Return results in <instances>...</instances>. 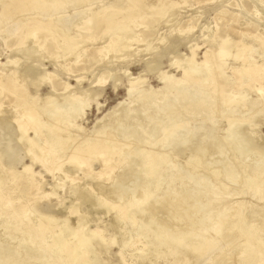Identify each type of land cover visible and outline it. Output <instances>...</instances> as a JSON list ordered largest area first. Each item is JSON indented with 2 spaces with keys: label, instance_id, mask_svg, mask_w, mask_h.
Instances as JSON below:
<instances>
[{
  "label": "rangeland",
  "instance_id": "1",
  "mask_svg": "<svg viewBox=\"0 0 264 264\" xmlns=\"http://www.w3.org/2000/svg\"><path fill=\"white\" fill-rule=\"evenodd\" d=\"M76 3L65 12L66 27L68 26L64 31L65 35L71 32L72 34L74 33L73 22L77 23L81 19L89 17L91 12H88L89 10L86 8L90 9V7L94 6L93 8L98 11L102 9L103 5L114 7V5L124 4L125 0H97L96 2H91L92 4L88 2L82 6L80 5V7ZM162 3L172 7L158 24L150 27L151 37L147 41L140 42L143 39L145 31L144 21H140L134 29L136 36L139 37V41L133 42L128 48L115 47L102 62L97 64H93V62L89 63L92 58H94L93 60H99L102 51L112 38L111 32L113 31V34H116L117 37L121 36L125 30V24L133 23L132 17L127 21L119 23L115 27L116 29L114 27L112 30L110 29L106 35H102L100 27L93 30L91 33L92 39L80 47V55H82L80 60L83 61L78 65V70L71 69L72 72L67 73L63 69V66L68 67L72 65L73 59L70 55L64 59H55L61 50L47 55L41 70L45 69L48 73H53L57 78L59 88L56 93L65 97L74 96L79 102H83L84 100V102L87 101L90 104V107L85 110L82 118L74 122L75 128L68 129L67 124L65 125L64 123L58 126L61 130L66 128L65 132H67L62 148L58 153L59 155L55 157V160L52 159L50 163H45L42 160H36L34 163H31L30 155L32 156V154L28 152L27 144L18 140L15 133V125L10 124L14 128L0 125V185L3 189H6L2 194V201L0 202V245L7 244L11 252L14 253L13 256H28V254L24 253V246L27 245L23 241L25 237H22L21 232H17L16 234L11 233L8 222L5 220V216L13 209H21L23 212H28V223L39 221L40 215L44 219L46 217L50 219L46 218L48 221L45 219V225L48 228V230H45V237L48 242H51L54 236H57L55 244L58 245L60 240L64 243H73V241L76 242L81 238L89 239V236L96 235L102 241V248L94 245L92 248L86 247L83 250H78L80 255L83 252L88 254L91 264H214L215 262V264L218 262H220L218 264H250L249 262H252V252L249 250H245L244 252V237L243 235H238L237 237L236 227L237 222L238 224L242 222V224L250 226L264 241V166H261L258 159L260 155L255 154L257 152L244 149L241 146L236 147L231 143V129L228 131L227 127L229 122L241 117L243 118V125L249 126L251 123L254 125L247 127L249 136L264 138V0H160L158 2L157 0H146L147 5L145 6L161 7ZM27 18L28 14L24 16L23 20ZM54 18L56 17H52V19ZM10 34V28L6 29L2 34L5 41L8 42L10 40ZM79 35L85 36L86 34ZM224 36L230 39L231 48L233 47L235 51H240L241 58L236 61L229 59L226 64L220 63L221 66L213 65V69L216 67L219 71L213 79L209 71L203 76L204 79L202 77L198 79L200 88L204 92H212L211 97L216 98L214 101L216 105L215 117L217 115L214 119L216 123L207 124V110L195 113L192 110H188L190 107L187 104L183 106L184 102H182V107L180 106L178 110L179 113H182H178L174 117L175 120L173 119L174 122L172 121V124L181 125L187 122L188 125L190 124V126L196 129L186 136V141L188 142L178 145V148L177 146L173 149L171 147L161 148L163 151L161 150L160 152L163 155L170 156L169 160L172 158L170 161L171 167L168 165V168L170 167V174L163 177V181L160 184L161 187L159 186L156 194L151 195L153 199L145 203L147 205H142L144 206L141 208L142 211L137 210L132 214L130 213V209H127L125 210V216L127 217H119L117 207L123 208L131 199L140 201L141 198L143 199L147 195L144 190L145 187L141 186V184L139 185L137 180L141 179L143 184V180L145 179L144 173L148 168L145 165H141L140 157L137 156L140 154L135 152L133 148H138V150L145 149V151H141L143 153L147 151L150 153L154 152L156 150L154 148L156 147L151 142L159 140L161 136L160 134H156L154 137L149 138L150 143L147 140L144 142L145 144H140L138 140H135L136 144L133 140L134 138L132 136L130 138V133L133 134L136 131L140 136L147 130L151 131L155 129L154 125L167 122L165 113H162L164 116L162 114L159 115V120L151 117L155 114L156 106H161L164 100L159 97L156 98V102H153L154 108L147 112L148 115L140 109L141 100L130 104L129 115L137 112L139 116L136 120L129 118L120 123L128 127L122 130V132L120 130H113L112 127L118 123V120H116L118 114L110 117L109 120L107 119L104 124H101L102 126H98L96 123L102 119L110 107L126 99L128 80L133 78L139 80L134 84V88L136 91L142 92V95L143 91H159L163 88V83L159 80L162 73L176 78L181 77L182 73L177 70L175 63L184 62L186 59L191 58L193 53L195 63L204 61V53L206 51H208L207 54L214 57L217 47L210 46L207 40H211L212 38L221 39ZM1 38L0 70L7 62L8 57L16 58L19 70L24 65H36L41 62L35 57L37 55L34 51L32 53H28L27 51L20 52V54L12 53L5 46ZM76 40L78 38L74 37V42ZM58 42L61 45L60 38H58ZM144 43L149 45L147 50ZM130 53L133 56L129 60H125V57ZM29 54L32 55L30 56ZM21 55H26L28 57L26 58L27 60H24L26 56L22 57ZM243 57L246 59L244 60ZM11 72L7 69L4 71L7 74ZM103 73H106L108 78L104 84L99 86L95 81ZM28 81L31 83L29 79ZM78 81L81 83L79 82V84ZM3 82L5 83V80ZM92 82L93 85L90 84ZM65 85L68 86L66 90ZM4 87L5 85L2 84L0 91ZM220 87L225 88L227 94L235 97L240 98L246 95L249 99L248 103H253V107L247 106L248 104L239 103L240 106L239 104H235L232 109L231 107L227 108L228 110L226 109L230 114L226 113V110L221 113ZM50 92V86L45 84L41 85L38 92L30 88L29 97L28 95L26 96L29 99L25 98V101H29V105L32 103V107L37 110L38 118L50 126L48 127L50 130H53L51 126L52 121L57 122L58 116L55 115L49 119L43 111V107L49 101L47 97ZM168 96L169 98L173 97V92L170 91ZM0 100L2 102L0 111L1 108L4 112L13 110V106L17 103V111L23 112L24 101L12 99L11 95L7 92L5 95H1ZM17 111L13 115L19 116V112ZM40 112L43 113L41 114ZM149 115L152 118L151 120L154 121L148 119ZM0 116H2L1 113ZM110 119L112 122H110ZM201 119L204 120L202 121ZM98 128L100 129L98 130ZM201 128L202 130L199 131L198 129ZM103 130L104 132H102ZM169 130L170 127L166 132ZM53 132L58 134L54 130ZM110 132L112 133L110 134ZM99 134H103L104 137ZM157 136L159 137L157 138ZM28 137H34V133L31 130L28 132ZM73 138H75L74 142L72 141ZM44 139V136L39 137L32 149L34 152H38L40 146L43 147ZM125 139L126 141L130 140V143L127 144ZM98 140L106 142L111 147L115 145L112 148V154L102 159L104 163L100 161L101 155L99 154V150H95V155L91 158L90 154L82 158V167L79 170L66 164L70 160L69 155L72 151L70 144L75 147V144L82 143L80 146L81 150L86 151L88 145L85 143H95L94 141ZM124 143L128 147L123 148ZM38 144L39 146H37ZM172 151L175 153L173 152V154ZM6 152H9L16 159L22 158V160L20 162L16 160L15 164L9 165L4 158V153ZM103 155L105 156L106 153ZM58 156L60 159L57 158ZM31 164H33L31 175H24V168L30 167ZM139 165L141 171L139 170ZM45 166H48L50 170L52 169V172H48ZM55 171L57 175L53 176ZM212 171L216 172L217 175L212 176ZM206 176L209 177L207 178ZM12 179H17L18 184L15 189L9 190L11 189ZM154 179H157L156 176ZM121 182L125 188L127 187V190L115 201L114 199H110L111 197L109 198V194H106V191H101L102 186L110 189L115 184L118 185ZM202 184H206L205 186L207 187L209 185L208 189L202 188V186L204 187ZM220 185L225 189L220 188ZM76 188L79 189L77 192ZM81 188L84 190L82 189V191ZM213 188H218V192ZM82 192L89 194V201L80 200ZM254 193L255 195H253ZM77 194L78 196H76ZM78 198L80 201H78ZM6 201H10V205L7 211H3L4 202ZM156 202L159 203L156 205L158 208H154ZM206 202L209 208L206 206ZM33 203L35 204L34 206ZM184 203L187 206L186 208L181 206ZM73 206L77 208V212L70 214L69 209ZM179 207L183 211L186 209L185 212L183 213ZM192 207L194 208L191 209ZM230 207H235V209L232 208L233 210L231 211ZM197 208L202 209L195 210ZM211 208H213L215 214L212 217L213 219L207 221L208 212H213ZM36 214H39V217ZM80 218L85 220L86 225L81 226L78 223V219ZM47 222L49 223L47 224ZM28 223H24L22 230H28ZM206 228L207 230H205ZM214 230H218L216 235L213 234ZM69 233L71 234L70 236ZM156 233L159 237H165L167 241L164 242V245L153 244L157 242ZM17 234L19 235L17 236ZM61 234L64 236V239ZM189 234L196 236L193 239L198 240L202 238V240L206 241L204 245L207 251L205 256L194 258L193 255H187L184 259V255L180 249L181 246L184 247V242H181V240ZM16 236L19 238L18 240H16ZM68 236L70 239H66ZM171 239H176L177 242L173 244L170 241ZM212 240L215 241L216 246L210 252L208 245L209 241ZM40 247L43 248L44 245L42 244ZM170 248L173 249L171 250ZM32 249L34 252L38 251L39 246L36 245ZM122 254L123 257L121 256ZM53 256L52 258L44 259V261H49L50 264H59L62 261L61 257H59L61 254H54ZM30 260V258H27L26 264L36 263L35 259Z\"/></svg>",
  "mask_w": 264,
  "mask_h": 264
},
{
  "label": "bare ground",
  "instance_id": "2",
  "mask_svg": "<svg viewBox=\"0 0 264 264\" xmlns=\"http://www.w3.org/2000/svg\"><path fill=\"white\" fill-rule=\"evenodd\" d=\"M96 1L97 0H0V33H1V37H2V38L1 37L0 38L4 42L5 46L7 48H9L10 51L14 54H17V53L20 54V52L23 53L24 51H27L28 53H32V51H34V53L37 55L35 57L38 59V61H41L39 64H36V65H24L22 67V69L19 70L16 58L8 57L7 62L2 66V68L0 70L1 71L0 86L2 84L5 85L3 90L0 91V97L2 94L5 95V93L7 92L8 94L11 95L12 99H15V100L18 99V100H21L22 102L24 101L23 102V112L17 111L18 110V106H16L17 103H15V105L12 108L14 111L9 110L7 112H4V110H2V108H1L0 113L2 114V116H0V125H2L4 127H10V128H14V126L11 127L12 125L10 126V124L15 125V133L17 134L18 140L20 142H25L27 144V147H28V152L32 154V156L30 155V157H31L30 160L32 161L31 163H34V161H36V160H38V161L42 160L45 163H50V161L52 159L55 160V157L57 155H59L58 153L60 152V150L62 148V144L64 143L63 140H64L66 132H67V131L65 132V130H67L66 128L64 130H61L58 128V126L62 125L64 123L65 125L67 124L66 126L68 127V129L69 128H75L74 122L77 119L82 118V116L85 113V110L90 107V104L87 101L84 102V100H83V102H81V101L79 102L76 98H74V96H66L65 97L64 95H59L56 93L58 88H59V85H58L59 83L57 81V78L54 76L53 73H48L45 69L41 70V67L43 68V64H44L43 62L47 58V55H51V53L54 51L57 52V51L61 50L60 54L57 57H55V59L56 58L64 59L69 55H70V57L72 56V59H73L72 65H69L68 67L63 66V69L67 73L72 72L71 69H77L78 65L83 61V60H80V57L82 56V55H80V47H82L85 43H87L89 40L92 39L91 33L93 30L100 27L102 29L101 30L102 35H106L110 29L112 30V28L113 27L115 28L119 23L127 21L129 18L132 17L133 23L128 24V25L125 24V26H124L125 30L121 36L117 37L116 34H113V31L111 32L112 38L109 41V43L105 46L104 50L102 51V54H101L99 60H93L94 58L90 59L89 63L93 62V64H97L99 62H102L104 60V58H106L114 50L115 47H126V48H128L131 46V44L133 42H138L139 37L136 36L134 29L138 26L140 21H144V25H145L144 26L145 31L143 33V39L140 42L147 41V39L149 37H151L150 27L152 25L158 24L163 19V17L167 15L169 9L172 7L170 5L167 6L165 3H162L161 7L145 6V5H147L146 0H125L124 4H120L117 6L114 5V7H109V6L103 5L102 9L101 10L99 9L98 11L93 8L94 6L92 8L89 6L90 9L86 8L89 10L88 12H91L89 17L88 18L86 17V19L83 18L77 23L73 22V28H74L73 32L74 33L72 34V32H71V33H68V35H65L64 31L68 27V26L66 27V20L64 17L66 10L68 8H71L73 5H75L74 3H76V2L79 4V7H80V5L82 6L88 2L91 3V2H96ZM158 1H160V0H157V2ZM257 1H260V0H257ZM99 6H101V5H99ZM27 14H28V18L26 20H23L24 16H26ZM143 14H144V16H143ZM52 17H56V18L52 19ZM74 21H76V20H74ZM9 28L11 29V34H10V40L7 42L4 40L2 34L5 32L6 29H9ZM115 29H114V31H115ZM81 32H83V33H81ZM79 34H86V35L81 36ZM74 37L78 38V40H76V42H74ZM58 38H60V40H61V45L58 42ZM208 40H207V42L209 43L210 46L217 47L214 57L207 54L208 51H206L204 53V61L201 63H195L194 62V60H193V58H194L193 54L194 53L192 54L191 58L186 59L184 62L175 63L177 70L181 71L182 76L179 78H176L174 76H167L168 74L166 75L165 73H162L159 77V80L163 83V88L159 91H156V92L152 91V90H148L146 92L143 91V95H142V92H138L134 88V84L139 80L134 79V78L128 80V85L126 86V99L123 101H119L115 105L110 107V109L105 113V115L102 117V119L98 120V122L96 123V125L100 126L101 124H104L107 119L109 120L110 117L118 114V117L116 119V120H118V123L112 127H113V130L114 129L117 131L120 130V132H122V130H124L128 127L123 126L120 123H123L124 120L129 119V118L136 120L139 116L138 113L134 112V111H133L134 112L133 115H129V112H130L129 105L130 104L136 103L139 100H141V103H140L141 108L140 109L144 113L147 114V112L150 109L154 108L153 102L154 103L156 102L155 101L156 98L159 97V98H162V100H164V102L161 106H156L155 114H154V116H151V117L158 119L160 114L165 113V117H167V122L165 121V123L162 122L163 124L154 125L155 129H153L151 131L147 130L143 133V135H140V136L138 135V132H136V131L133 133L134 135L130 133V138L132 136L134 138V139L133 138L132 139L134 141L138 140L140 144H145L144 143L145 141H147V140L149 141V138L154 137L156 134H160L161 136L160 137L157 136V138L159 137V140H155L154 142H151V144L153 146L155 145V147H156V148H154V149H156L154 152L150 153L147 151L146 153H143L141 151H145V149L144 150L143 149L138 150V148H133V150L135 152H138L140 154L137 156L140 157L139 160L141 162V165H145L148 168V170L144 173L145 179L143 180L144 181L143 184L141 182L142 181L141 179L137 180L139 182V185L141 184V186L145 187L144 190L147 193V195L144 196L143 199L141 198L140 201H134L131 199V201L127 205H124L123 208L117 207L119 210L118 211L119 217L125 216V210H127V209H130V213H132V214L135 213L137 210H141V208L144 207V206H142L143 204L148 203L150 201V199H153L151 195L154 193L156 194L160 184L163 181V177L165 175L167 176L168 174H170L169 173V170L171 167L170 161L172 160V158H171V160H169L170 156L168 157L166 155H163L160 152L162 150L161 148L165 149V148L171 147L173 149V148H176V146L178 148V145H182L185 142H188V141H186L187 140L186 136L191 134V132H193L194 129H196L193 126H190V124L188 125L187 122H184L181 125L172 124V121L174 122V120H175L174 117H176V115H178V113H179L178 110H179L182 102H184L183 103L184 105L182 104L183 106H185L187 104L190 107L188 110L189 111L192 110L195 113H200L202 111L207 110L208 111V118H206L207 124L213 123V122L216 123V121L214 120L217 117V115L215 117L216 113H214L215 107H216L214 101L216 98L211 97L212 92H210V91L204 92L200 88V86L198 84V79H200L201 77L203 78V76L206 75L207 71L211 72L210 76L213 79L216 76V74H218V72H219L216 69V67H214L215 69H213V65L217 66V65H220V63L226 64V62L229 59L236 61L239 58H241V56H240L241 53L238 50L235 51L233 49V47L232 48L230 47L231 41L227 36H224L221 39L220 38L219 39L212 38L211 40H209V41ZM23 46H24L25 50H24ZM148 46L149 45H147V43H146L145 44L146 50H147ZM86 52H87V50H86ZM25 54H27V53H25ZM29 55L31 56L32 54H29ZM25 56H22V57H25ZM132 56H133L132 53H130L129 55H127L125 57V60H129V58H131ZM26 58H28V57L26 56L25 59L24 58L23 59L27 60ZM243 59L245 60L246 58L243 57ZM6 69L10 70V72L11 71L12 72L10 74L4 73V71H6ZM107 78L108 77H107L106 73H103L99 77V79H97L95 82L97 85L100 86L107 81ZM28 79L31 81V83H29ZM4 80H5V83L3 82ZM79 82L80 81H78V83ZM42 84L49 85L50 89H51V92L48 94V97H47L49 101L47 102V105H45L43 107V109H44L43 111L45 112V114L47 115V117L49 119L53 118V116H55V115L58 116L57 119L54 118V119H56L57 122L52 121V124H51V126L53 127V130L55 132H57L58 134H55L53 132V130H50V128H48L50 126H48L46 123H43V121H41L38 118L37 110H36V108L32 107V103L30 102L31 104L29 105V103H28L29 101H27V100L25 101V98H27L26 96L28 95V97H29V89L33 88V89H35V92H38V90L40 89ZM90 84L93 85V82ZM64 87H65V90L68 89L67 85H65ZM170 91L173 92V97H171V98H169V96H168ZM213 93H214V91H213ZM220 95H221V97H220L221 98V106H220L221 113L229 107H231V109H232V107L235 104H239V103L245 104V105L248 104L247 106L253 107L252 106L253 103L252 104L248 103L249 99L247 98L246 95H243L240 98L235 97L233 95H229V94H227V90L223 87H220ZM31 97H32V95H31ZM33 98H35V97H33ZM220 98H219V100H220ZM27 99H29V98H27ZM254 101L256 102V100H254ZM1 104H2V102L0 100V107H1ZM157 104H159V103H157ZM239 106H240V104H239ZM98 109H99V107H98ZM227 110H226V113L230 114V112H228ZM234 110H232V111H234ZM15 111L19 112V116L13 115ZM180 113H182V112H180ZM263 114H264V112H263ZM46 115H45V117H46ZM232 115H233V113H232ZM162 116H164V115L162 114ZM256 116H254V117L256 118ZM151 117L149 115L148 119L150 121H154V120H151L152 119ZM229 117H230V115H229ZM142 118H143V116H142ZM161 120H160V122H161ZM242 120H243V118L239 117V118H236L234 121L229 122V124H228L227 130L230 131L229 129H231V131H230L231 132V143L234 144L236 147L241 146L244 149L257 152L255 154L260 155L258 157V159L260 160L261 166L262 165L264 166V138L259 137V136H257V138L249 136L248 135L249 131L247 132V127L254 126V125L251 123V124H249V126H245V125H243ZM142 121H144V120H142ZM110 122H112L111 119H110ZM198 122H199V120H198ZM169 127H170V130L168 132H166V130ZM99 129L100 128H98V130ZM29 130H31L34 133V137H32V138L28 137ZM105 130H106V128H105ZM198 130L200 131V130H202V128L198 129ZM102 132H104V130ZM111 133L112 132H110V134ZM135 133H137V134H135ZM227 134H228V132H227ZM99 135L102 136L103 134H99ZM40 136H44V138H45L43 141V147L40 146L38 148L39 151L34 152L32 149L36 145L37 140L39 139ZM75 137L78 139L77 136H75ZM103 137H104V135H103ZM112 138H113V136H112ZM74 139L75 138L72 139L73 142H74ZM93 139H94V137H93ZM99 139H101V137H99ZM132 139H131V141H132ZM188 139H189V136H188ZM206 140H208V139H206ZM125 141H126V139H125ZM136 141H135V143H136ZM94 142L95 143H93V142L85 143L88 145V148L86 151L81 150L80 146L82 145V143H77V145L75 144V147L70 144V146H71L70 148L72 149V151H71V154L69 155L70 160L66 164H68L69 167L72 166L73 168L79 170L82 167V164H81L82 158L88 156V154H90V158H91L92 156L95 155L94 154L95 150H99V154L101 155L100 161H101V163H104L102 161V159L112 154V152H113L112 148L115 145H113L111 147V145L109 146L106 142H103V141L101 142L99 140L94 141ZM126 142L128 144V143H130V140L126 141ZM149 143H150V141H149ZM231 143L228 142V144H230V145H231ZM115 144H117V143H115ZM126 145L124 143L123 148L128 147ZM146 145H148V144H146ZM37 146H39V144ZM203 146H205V145H203ZM148 147H149V145H148ZM157 147L160 149H158ZM149 150H151V149H149ZM202 150H204V149H202ZM131 152H133V151H131ZM173 152L174 151H172V153ZM104 153H106L105 156L103 155ZM24 157L26 158V156H24ZM193 157H195V156H193ZM4 158L9 165L15 164L14 162L16 160L18 162H20L22 160V158L16 159L9 152L4 153ZM57 158H59V156ZM188 163H189V161H188ZM226 163H228V162H226ZM32 165L33 164H31L30 167L24 168V172H23L24 175H31L30 173L32 172V169H31ZM136 165L138 166L137 163H136ZM168 165H170L169 168H168ZM247 167H248V165H247ZM139 168H140V165H139ZM46 169L48 172H52V169L50 170L48 166L46 167ZM139 170L141 171V168ZM250 171H252V170H250ZM250 171H249V173H250ZM166 172H168V173H166ZM65 173H66V171H65ZM172 173H173V171H172ZM62 174H63V172H62ZM123 174H125V173H123ZM55 175H57L56 171L53 173V176H55ZM211 175L216 176L217 173L212 171ZM137 176L139 177V175H137ZM155 176L157 179H154ZM203 177L205 178V176H203ZM206 177L208 178L209 176H206ZM199 178H201V177H199ZM17 182H18L17 179L16 180L12 179L11 189H9V190L15 189L16 185L18 184ZM206 184H202V185H204V187L202 186V188L208 189L209 185L207 187V186H205ZM77 188L75 189L76 192H77V190H79ZM149 188H150V190H149ZM220 188H224V187H221V185H220ZM82 189L83 188H81V190ZM141 189H142V187H141ZM213 189L218 192V188L217 189L213 188ZM4 190H6V189H3V187L0 185V202L2 201V194H3ZM75 190H73V191L75 192ZM126 190H127V187L125 188L122 182L118 185L115 184V186L110 188V189L109 188L106 189L104 186L101 187V191H106V194H109V198L111 197L110 199H114V201L116 199H119L121 197V195ZM71 193H73V192H71ZM51 194H49V195H51ZM73 194H75V193H73ZM216 194H215V196H216ZM49 195H48V197H49ZM80 195H81L80 200L85 201V202L90 200V196L86 192H82ZM133 195H135V194H133ZM253 195H255V193ZM76 196H78V194ZM125 197H127V196H125ZM203 199H204V197H203ZM80 200L78 198V201H80ZM187 200H189V199H187ZM158 204L159 203L156 202L154 204V208H158L156 206ZM4 205L5 206L3 208V211H7L9 208V205H10V201L4 202ZM34 205L35 204L33 203V206ZM145 205H147V204H145ZM148 206L150 207V205H148ZM172 206H174V205H172ZM181 206H183L185 208L187 207V206H185V203L183 205L181 204ZM206 206L208 207V203ZM189 207H191V205H189ZM205 207H203L204 210H206V208H207V207L206 208ZM193 208L194 207H192L191 209H193ZM232 208H231V211L233 209H235V207L233 209ZM76 209L77 208L75 206H73L72 208L69 209V213L75 214L77 212ZM199 209L200 208H197L195 210H199ZM211 209L213 210V208H211ZM185 210L183 211L181 209V211L183 213L185 212ZM187 210H188V208H187ZM207 210H209V209H207ZM194 211H193V213H194ZM228 211H230V210H228ZM208 213L209 214H208V218H207L208 220L207 221H210L211 219H213L212 217H214L215 212L213 210V212L209 211ZM225 213H227V212H225ZM255 213L257 214V212H255ZM36 215H38V217H39V214H36ZM221 216H222V214H221ZM5 217H6L5 220L8 222V227H9L11 233L16 234L17 232H19V233L21 232L22 237H25V239L23 241H25L27 243V245L24 246V253L26 255L28 254V256H24V257L13 256L14 253L11 252L10 247L4 243L5 245H0V264H23V263L26 264L27 258H30L31 259L30 261H32V259H35L36 263H34V264H50L49 261L48 262L44 261V259L52 258V257H54L53 256L54 254H59V255L61 254V256H59V257H61L62 261L59 262V264H91V261H90V258L88 257V254L83 252V254L80 255L78 250L79 249L83 250V248H86V247L92 248V246H94V245L102 248V241L96 235L89 236V239H87V238L82 239L81 238V239L77 240L76 242L73 241L74 244L69 243L67 241H66L67 243H64L62 240H60L61 242L59 241V244L57 245V244H55V240H56L57 236H54L52 238V241L48 242L46 237H45V230H48L47 226L45 225V223H46L45 221L49 218L46 217L47 219L45 218L46 219L45 220L41 215H40L39 221H37L35 223H34V221H33V223L32 222L28 223V220H29L28 219L29 218L28 212H26V211L23 212V210H21V209H13ZM125 217H127V216H125ZM24 223H28V225H29L28 230L27 229L25 231L22 230ZM48 223L49 222H47V224ZM78 223L81 226L86 225L85 220L81 219V218L78 219ZM212 223H213V220H212ZM249 224H250V222H249ZM124 228H125V226H124ZM143 229H145V228H143ZM205 230H207V228ZM236 230H237V237H238V235L239 236L243 235V237H244V243H245L244 248H243L244 252H245V250H249L252 252L253 260H252V262H249V263L250 264H264V241H263V238H261L260 235H257L256 232L253 231V229L250 226L244 225V224H242V222H239V224L237 222ZM71 231L73 232V230H71ZM146 233H148V232H146ZM217 233H218V230H214L213 234L216 235ZM18 235L19 234H17V236ZM70 235L71 234L69 233V236ZM73 235H75V234L73 233ZM17 236H16V238H17ZM62 236H61V238H62ZM69 236L67 238L66 237L65 238L70 239ZM155 236H157L156 237L157 242L156 243L152 242L154 245L158 244L159 246H161V245H164L165 241H167L164 236L159 237V235H157V233L155 234ZM193 238H196V236L194 234H189L186 238L181 240V242H184V247L181 245L180 246L182 248L180 246L179 247L181 249V252L184 255V259L187 255H193L194 258L206 255L207 251L204 248L206 241L202 240V238H200L198 240L193 239ZM18 239L19 238H17L16 240H18ZM63 239H64V236H63ZM153 240L155 241V239H153ZM145 241H147V240H145ZM170 241L173 242V244H174V242H177L176 239H171ZM42 244L44 245L43 248L40 247ZM36 245L39 246V250L34 252V250L32 248L36 247ZM208 246H209L208 250L210 252H212L216 246L215 241H213V240L209 241ZM174 252H176V251H174ZM168 253H170V252H168ZM121 256L123 257V254ZM35 260H33V261H35ZM218 263H220V262H218Z\"/></svg>",
  "mask_w": 264,
  "mask_h": 264
}]
</instances>
